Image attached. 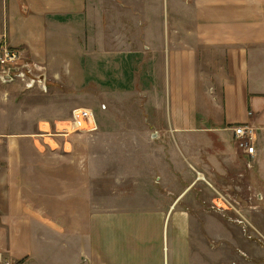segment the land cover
Returning <instances> with one entry per match:
<instances>
[{
  "label": "crops",
  "instance_id": "crops-1",
  "mask_svg": "<svg viewBox=\"0 0 264 264\" xmlns=\"http://www.w3.org/2000/svg\"><path fill=\"white\" fill-rule=\"evenodd\" d=\"M6 46L40 78L95 92L109 121L126 117L131 143H114L129 144L125 158L107 157L128 165L122 176L99 160L95 188L90 158L81 168L75 157L0 140V260L264 264V247L219 234L229 226L210 213V193L184 184L218 163L187 135L231 137L252 124L264 196V0H0V52ZM155 133L163 143H149ZM228 148V163L237 161ZM259 227L264 235V220Z\"/></svg>",
  "mask_w": 264,
  "mask_h": 264
},
{
  "label": "rangeland",
  "instance_id": "rangeland-1",
  "mask_svg": "<svg viewBox=\"0 0 264 264\" xmlns=\"http://www.w3.org/2000/svg\"><path fill=\"white\" fill-rule=\"evenodd\" d=\"M36 75L39 76L38 72ZM37 82L33 87L28 88L22 82L0 80V92H3V97H6L5 101L0 100V108L4 110V114H0V140L4 142L5 139H19L21 143H34L35 149L43 155L57 153L75 157L84 162L79 165L81 168L86 167L85 158H90V166L95 176L91 184L95 188L100 167L99 160L106 161V167L110 166L111 170L119 175L118 177L122 176V171L126 170L128 165L119 163L115 166L112 162L114 160H108L107 157L119 156L120 160V157L128 156L129 144H126L125 148L119 147V144L116 148L113 147L114 143H131L129 125L127 121L125 122L126 117L118 116L117 122L109 121L101 112L105 105L104 101H100L98 95L92 90H75L50 76L39 78ZM114 102L118 108L121 107L122 101ZM218 102L221 103V101ZM124 104L125 108H129L132 102L125 100ZM159 118L161 123L166 122V117ZM222 122L220 123L221 128H227L228 125ZM235 125L237 124L234 123L231 126ZM58 126L72 128L69 132L58 131ZM224 133L221 130L216 134L212 132L202 137L187 135V143H205L207 146L202 149L204 156L206 158L217 156L218 163L215 166L210 163L206 165L205 168L209 170L205 172L201 169L208 174H206L207 181L204 180L205 175L201 173L204 179L197 186L195 181L197 174L192 171L193 178H195L187 179L184 184L186 186L191 184L192 187L205 189L210 193L203 195L209 204L210 213L215 215L219 221H224L225 226H229V228H218L219 234L220 232L222 235L232 233L238 239L243 237L242 239L249 241L246 243L251 245V249L254 245L264 247V243L260 241L263 229L259 227L264 220V205L260 209L255 207L260 204L256 195L262 187L258 180L256 158L253 159L252 167L248 166L249 157L246 156V146L241 145L246 140L239 139L237 136L226 137ZM150 138L149 143H163L156 139L157 133L153 138L151 135ZM172 140L170 137L164 143L173 142ZM231 143L235 146L239 158L237 161L228 163L231 152L228 145ZM103 145L110 146V148L104 150ZM205 161L208 162L209 159ZM188 168L192 170L191 167ZM213 170L215 175L213 174L210 178V171ZM153 182L155 186H161L159 180L154 179ZM216 192L231 194L245 208L240 213L215 210L212 207V199L217 196ZM243 218L248 222L245 224L238 222ZM246 225L247 230L244 229ZM239 246L238 248H244L245 245L240 243Z\"/></svg>",
  "mask_w": 264,
  "mask_h": 264
},
{
  "label": "built area",
  "instance_id": "built-area-1",
  "mask_svg": "<svg viewBox=\"0 0 264 264\" xmlns=\"http://www.w3.org/2000/svg\"><path fill=\"white\" fill-rule=\"evenodd\" d=\"M39 76L36 75V68L28 63L21 53V50L14 47L6 46L0 52V80L1 81H12V82H22L26 87H33L37 81H39ZM72 127L65 126L59 127L58 131H67L69 132ZM235 135L237 138L246 140L241 145L246 146L248 159V166L252 167L253 159L256 158L255 147L253 146L254 142V128L250 125H239L235 128ZM198 179H200V173L198 172ZM257 200L260 201V204L255 207L261 208L264 205V196L257 193ZM215 210L218 211H236L240 213L245 207L242 205L236 198L231 194L217 193V196L213 199V206ZM251 207V206H250ZM238 222L245 224L246 219H240ZM244 226V225H243ZM248 226H245L247 230ZM264 243V235H261V239ZM0 264H10L0 260Z\"/></svg>",
  "mask_w": 264,
  "mask_h": 264
},
{
  "label": "bare ground",
  "instance_id": "bare-ground-1",
  "mask_svg": "<svg viewBox=\"0 0 264 264\" xmlns=\"http://www.w3.org/2000/svg\"><path fill=\"white\" fill-rule=\"evenodd\" d=\"M204 178V175L203 174H200V179H203Z\"/></svg>",
  "mask_w": 264,
  "mask_h": 264
}]
</instances>
